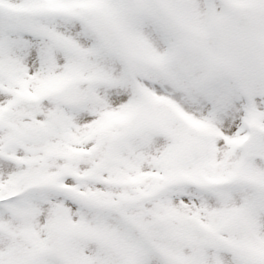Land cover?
Masks as SVG:
<instances>
[{
  "label": "snow or ice",
  "instance_id": "1",
  "mask_svg": "<svg viewBox=\"0 0 264 264\" xmlns=\"http://www.w3.org/2000/svg\"><path fill=\"white\" fill-rule=\"evenodd\" d=\"M0 264H264V0H0Z\"/></svg>",
  "mask_w": 264,
  "mask_h": 264
}]
</instances>
